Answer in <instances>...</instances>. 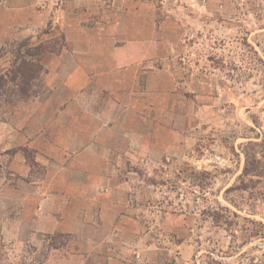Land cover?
<instances>
[{"label": "crops", "instance_id": "obj_1", "mask_svg": "<svg viewBox=\"0 0 264 264\" xmlns=\"http://www.w3.org/2000/svg\"><path fill=\"white\" fill-rule=\"evenodd\" d=\"M149 7L144 0H0V45L60 41L42 59L53 126L49 135L20 139L33 158L9 156L10 178L0 184V264H31L54 236L85 241V254L123 264L127 248L147 236L141 175L184 147L175 113L189 107L182 92L191 81ZM63 252L78 257L53 247V262L36 264H63Z\"/></svg>", "mask_w": 264, "mask_h": 264}, {"label": "rangeland", "instance_id": "obj_2", "mask_svg": "<svg viewBox=\"0 0 264 264\" xmlns=\"http://www.w3.org/2000/svg\"><path fill=\"white\" fill-rule=\"evenodd\" d=\"M144 2L175 42L178 61L188 65L191 81L182 94L189 107L175 113L176 142L184 141V147L176 146L153 175H141L142 230L148 234L127 248L123 264H264V177L259 184L245 177L243 190L238 189L241 147L264 136V0ZM22 40L0 45V74L21 78L34 61L28 54L36 48L18 50ZM49 40L38 49L46 52L38 77L30 82L33 95L17 101L10 82V104L0 105V184L10 178L9 156L33 158L20 139L42 131L49 135L48 126H53L56 109L47 102L42 59L56 53L60 41ZM30 73L24 72L25 77ZM147 184H153L152 191ZM84 242L48 238L41 246L46 254L31 256L29 263L53 262L47 255L58 247L78 256L69 261L63 252V264H107L103 254H85ZM52 258L58 263V256Z\"/></svg>", "mask_w": 264, "mask_h": 264}, {"label": "trees", "instance_id": "obj_3", "mask_svg": "<svg viewBox=\"0 0 264 264\" xmlns=\"http://www.w3.org/2000/svg\"><path fill=\"white\" fill-rule=\"evenodd\" d=\"M38 38V37H37ZM34 39L32 38H26L23 39L19 45L18 50H24L28 51L30 48H36V50L33 53H29V56L35 57L34 61L32 60L31 64L29 65L27 63H22L24 65H28L27 71L24 72H32L31 75L28 77H25L24 72L21 74V78L19 76H11V78H8L6 73L0 74V105H6L10 104L9 96L10 94H7L6 90L8 89V85L11 82H14L16 86V90L12 91L14 97H16L19 100L26 99L33 95V91H31L32 87L31 81L35 80L38 76L37 73L40 71L39 66L41 65V57L45 50L41 52L38 50L39 48L42 50L41 44L37 46H32L34 44ZM1 50V49H0ZM41 53V56L39 58V55ZM19 54V51L17 52ZM17 55V54H16ZM38 57V58H37ZM21 58V57H19ZM17 81V82H16ZM255 139H259V136L257 135L254 137ZM242 154L244 157V164L242 168V172L240 175V183L241 187H238V189H242L244 187V178L249 177V183L252 184H259L261 182V179L264 177V136L259 141H248L242 145ZM255 180V181H254ZM227 212H229L227 209H225ZM232 215H235V213L231 212Z\"/></svg>", "mask_w": 264, "mask_h": 264}]
</instances>
